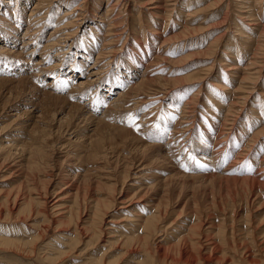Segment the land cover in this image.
I'll return each mask as SVG.
<instances>
[{
  "label": "rangeland",
  "instance_id": "1",
  "mask_svg": "<svg viewBox=\"0 0 264 264\" xmlns=\"http://www.w3.org/2000/svg\"><path fill=\"white\" fill-rule=\"evenodd\" d=\"M34 1L26 0L22 20ZM80 1L68 0L58 13ZM46 6L52 21L41 43L57 14ZM78 6L86 27L110 7L104 20L114 19L121 31L112 42L114 71L138 67L131 83L146 70L140 103L124 119L116 117L144 122L143 132L113 131L88 144L82 126L75 132L84 138L64 130L39 144L28 145V134L11 142L8 135L17 133L11 126L25 108L13 103L14 93L0 99V110L10 100L14 109L0 114V264H264V0H85ZM85 31L79 29L75 44L99 48L102 38ZM96 52L75 53L83 71ZM100 87L106 99L120 88L109 92L105 81ZM184 121L192 122L189 143L196 152L165 159L164 152L140 147L165 143ZM62 123L61 130L67 119ZM228 131L220 156H203Z\"/></svg>",
  "mask_w": 264,
  "mask_h": 264
},
{
  "label": "bare ground",
  "instance_id": "2",
  "mask_svg": "<svg viewBox=\"0 0 264 264\" xmlns=\"http://www.w3.org/2000/svg\"><path fill=\"white\" fill-rule=\"evenodd\" d=\"M23 1L0 0V99H8L14 93L13 103L17 102L18 108H25L21 114L15 117L11 131H17V133L8 135L10 141H18L24 134L27 138L28 134L30 142L28 145L35 144L38 140L47 139L48 136L62 133L65 130L64 133H67V136L70 135V138H84L88 133L84 140L86 139V142L91 144L94 139L99 137L100 140L104 137V133L107 135L113 131H123L120 133L121 135H128L132 128L135 132H138L139 129L142 131L144 122L139 123L140 121L136 120L137 122L129 123V120L125 119V122L132 124L130 126L116 120V117H119L117 116L118 113L121 116L126 111L132 112L140 103L139 90L141 91L144 83H146L147 74H145L146 70L144 69L141 72L139 81L134 80V82L129 83L130 78L133 75L135 77L139 72L138 67L132 69L133 66H125L122 68L124 70H113L111 59L115 56V51L112 42L120 37L121 31H119L120 28L114 29V27H117L114 19V21L104 20V17L110 11V7L106 8L103 16H99V21H90V24L86 27L83 24L82 6H78V4L82 5L85 0L73 5L69 4L71 8L65 9L61 14L58 13L60 6L67 4L68 0H35L33 6L25 14V20H22V18L26 9V0ZM46 4L55 6L57 14L53 27L41 43L43 30L48 22L52 21L50 18L52 11L48 13ZM113 5H116V3H113ZM42 9L43 11H41ZM107 17L109 18V16ZM104 25L106 26L103 28L102 36H100L101 32L97 30H102ZM81 27L86 30L85 32L88 31L93 34L91 38L96 35L102 38L101 44L98 45L99 48L94 44L90 46V41L85 47L75 44V36ZM20 29H23V31L18 35ZM92 29H95V31ZM88 37L90 38V36ZM19 40L20 44H17ZM38 47L40 48L38 49ZM80 49H83L85 55L89 56L92 50H97L94 61L86 67L85 71H83V66L80 65L83 64L82 60L80 58L77 60L75 54ZM52 50H55L53 54H51ZM67 57H69V60L71 57L72 60H70V65L64 67L65 58ZM34 58H36L35 61H33ZM66 70L70 74L75 72V76L64 75ZM83 72L84 76L82 77ZM48 77H51V79L43 83V80ZM77 77L80 78L76 79ZM103 81L109 84L107 89L109 92L116 87H120L115 96L109 99L105 98L104 95L107 93L102 94V89H100V84ZM36 83L39 85L37 86ZM130 84H132V87L127 89ZM213 85L222 87L221 84L215 81ZM85 96L86 100L80 102ZM188 101H185L183 107ZM13 103L10 100L5 106L3 104L4 110H0V114L5 110L8 114L13 111L14 109H11ZM190 103L191 99L188 103L189 106L187 105L189 109H191ZM58 104L59 106H57ZM101 106H104L103 112L98 116V108ZM64 108L66 109V116L64 118L58 117L59 114L63 113ZM184 111L186 112V109ZM51 114L52 117L49 116ZM124 115H127V113ZM64 119H67V123L64 129L61 130ZM191 125L192 122L184 121L180 125L174 126L175 131L180 133L176 138H174L176 132L172 130V134L168 135L165 143L142 142L140 147L147 150H156L160 153L164 152L162 157L164 156L165 159L169 156L171 158L182 157V150L189 152L193 149L196 152L194 145L190 147L191 144L189 143L194 140ZM82 126L85 128L86 134L84 133L78 137L79 134H76L75 131ZM33 133L37 136H34ZM229 133V131L222 135L218 133L214 137L213 148L215 149L211 150L209 155L206 152H204L205 155H202L207 156L208 159L214 156L217 157L218 154L220 156L221 152L218 151H221L222 148L224 150L226 147L222 143L223 136L224 139H227ZM9 146L14 149L17 144L11 143ZM186 149L190 150L186 151ZM202 155L200 154V157ZM240 156L242 157L240 152H237V160L241 158ZM183 157L185 158V154ZM207 157L202 158L206 159Z\"/></svg>",
  "mask_w": 264,
  "mask_h": 264
},
{
  "label": "snow or ice",
  "instance_id": "3",
  "mask_svg": "<svg viewBox=\"0 0 264 264\" xmlns=\"http://www.w3.org/2000/svg\"><path fill=\"white\" fill-rule=\"evenodd\" d=\"M129 120H130V121H133V118L130 116V117H129ZM133 123H134V121H133ZM130 126H132V125H130ZM189 159H193V160H194V158H192V157H189ZM194 163H195L196 166H197L198 168H200L201 170H203V169L205 168V165L201 164L199 161H194ZM185 170H187V169H185Z\"/></svg>",
  "mask_w": 264,
  "mask_h": 264
}]
</instances>
